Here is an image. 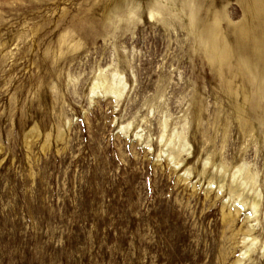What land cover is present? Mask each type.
Masks as SVG:
<instances>
[{
    "label": "rangeland",
    "instance_id": "rangeland-1",
    "mask_svg": "<svg viewBox=\"0 0 264 264\" xmlns=\"http://www.w3.org/2000/svg\"><path fill=\"white\" fill-rule=\"evenodd\" d=\"M0 264H264V0H0Z\"/></svg>",
    "mask_w": 264,
    "mask_h": 264
},
{
    "label": "bare ground",
    "instance_id": "bare-ground-1",
    "mask_svg": "<svg viewBox=\"0 0 264 264\" xmlns=\"http://www.w3.org/2000/svg\"><path fill=\"white\" fill-rule=\"evenodd\" d=\"M106 80V79H105ZM104 80V81H105ZM121 80H116L114 81L113 83H109L106 87V89L104 90V92H111L115 95H117L119 93V88H118V85L120 84ZM103 82L100 81V82H96L95 84H93L92 86V90L96 89V88H100L102 87L103 88ZM105 88V87H104ZM241 169H238V171H240ZM242 178V183L241 184H246L247 182H251L253 180V176L251 174H245L244 176L241 177ZM240 184V186H241ZM257 205V199H254L253 203H252V206H251V209H250V213L252 212V210L256 207ZM238 209H235V212H237ZM234 217V216H233ZM232 218V217H231ZM248 251V249L246 248L245 250H243V254H245L246 252Z\"/></svg>",
    "mask_w": 264,
    "mask_h": 264
}]
</instances>
